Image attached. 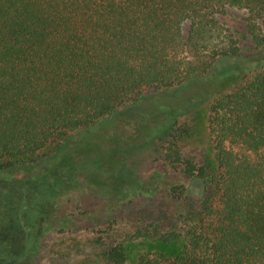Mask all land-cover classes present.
Segmentation results:
<instances>
[{"label":"trees","instance_id":"obj_1","mask_svg":"<svg viewBox=\"0 0 264 264\" xmlns=\"http://www.w3.org/2000/svg\"><path fill=\"white\" fill-rule=\"evenodd\" d=\"M229 7L246 11V30L263 56L264 0H0V170L30 162L68 131H89L85 142L74 144L80 150L98 141L97 128L116 135L130 122V130L145 131L146 137L126 146L113 136L102 148L112 155L121 148L118 154L126 158L119 185L130 181L132 196L149 193L140 165L132 163L150 150L181 166L190 180L191 187L171 186L186 199V211L190 198L205 194L183 249L176 255L144 252L138 264H264V60L254 65L246 59L244 69L237 65L240 44L219 17ZM212 96L208 128L215 169L199 164L177 142L189 129L179 118L193 101ZM153 98L166 100L168 108L158 113L149 103ZM129 148L137 150L131 155ZM63 154L50 158L41 180L19 181L20 191L26 190L21 198L31 219L27 225L38 227L31 249L39 235L59 225L57 210L58 220L67 221L59 211L61 194L77 192L78 178L89 182L90 193L99 184L90 162L101 167L107 160L85 151L83 158L91 159L86 165L62 172ZM108 173L109 181L116 177ZM65 178L73 185L61 191ZM119 185L103 188L100 198L111 206L120 203L125 194ZM6 188L14 187L1 179V201L8 197ZM105 258L122 262V246L109 247Z\"/></svg>","mask_w":264,"mask_h":264},{"label":"rangeland","instance_id":"obj_2","mask_svg":"<svg viewBox=\"0 0 264 264\" xmlns=\"http://www.w3.org/2000/svg\"><path fill=\"white\" fill-rule=\"evenodd\" d=\"M246 15L243 9L229 7L225 14L219 16L220 20L235 32L242 54L237 59V65L243 69L247 68L246 59L254 65L264 60V54L259 57L252 37L246 30ZM248 56L250 59L247 58ZM227 69L231 70V67ZM214 97H210L207 101L197 99L192 102L189 111L179 118V123H188L189 129L179 136L177 141L178 147L183 152L191 155L199 164L209 169L217 167L216 151L208 128V104ZM149 103L159 113L162 107L168 108L169 102L161 101V98H153ZM129 123L120 130L118 129L115 132L116 135H114V130H105L104 126L97 128L95 137L98 136V141L95 144L83 146L80 150L79 147H74V144L79 145L85 142L86 136L84 135H87L89 131H68L60 136L58 142L49 144L31 155L30 162L0 170V180L3 179L14 187L10 190L5 189L8 192L7 199L2 201L0 199V203L4 205L0 208V224L2 225L0 228L2 230H0V264H116L108 262L105 258L106 250L116 244H120L124 252V259L119 264H138V257L141 253L160 250L176 255L183 249L188 239L192 215L199 208L205 194L200 199L190 198L191 209L186 211V199L183 195L182 197L177 196V192H173L171 186L184 184L191 187L190 180L185 177L181 166L168 165L162 155L153 154L150 150L144 151L145 153L142 151L139 155L140 160H134L132 163L134 167L140 165L138 167L140 168L139 178L147 187L148 191L145 192L149 193L132 196L133 186L130 181L124 180L119 185L121 162L126 158L118 154L121 148L115 155H112L109 150L104 152L107 149H103L102 152V148L106 140L113 136L119 138L116 140L119 145L126 146L136 144L137 140L146 137L143 136L145 131L135 132L133 128L130 130ZM84 145L88 144L84 143ZM135 150L137 149L129 148V153L133 155ZM61 151L66 152V155L63 154L60 158L64 162L62 172L65 169H72L74 173V171H79V167L84 163L86 165V162L91 159L86 161L83 158L85 151H89V155L94 157L103 154L107 160L101 167L93 161L90 162L89 170L93 169L91 173L99 181L98 185L90 187V193H87L90 191L87 186L89 182L85 178L73 180L75 185L70 180L63 179L61 191L72 188V185L80 188L73 194L62 193L58 199L59 211L66 215L67 221H63L62 218L60 219L62 222L58 220L57 210L55 220L59 225L45 232L43 237L39 235L37 246L31 249L35 241L33 232L38 227L34 223H29L33 226L27 225V221L31 222V219L28 218V209L23 208L26 202L24 198H21V192L24 194L26 190L20 191L18 184L21 177L31 179L39 177L38 180H41V175L50 168V158ZM108 171L116 176L110 180L111 182L106 179V177L109 178ZM102 173L105 175L104 178H101ZM109 185L115 188L119 185L125 194L122 201L113 206L100 198V195L102 197V194L106 193L103 188L106 186L110 188ZM4 188L5 186L2 187ZM98 189L102 192L101 194L97 191ZM28 194L30 197L33 196L31 192ZM193 195H195L194 191ZM84 209L91 212V216L86 217L88 212ZM183 212H191V214L187 215ZM44 214L41 211L38 216ZM61 224L63 227L58 228ZM42 227H46L45 222ZM10 246L13 247V252H9Z\"/></svg>","mask_w":264,"mask_h":264}]
</instances>
